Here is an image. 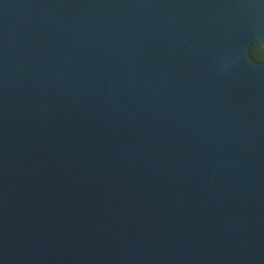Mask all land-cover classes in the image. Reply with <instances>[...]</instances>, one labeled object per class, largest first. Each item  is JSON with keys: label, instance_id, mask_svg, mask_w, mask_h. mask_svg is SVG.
<instances>
[{"label": "water", "instance_id": "obj_1", "mask_svg": "<svg viewBox=\"0 0 264 264\" xmlns=\"http://www.w3.org/2000/svg\"><path fill=\"white\" fill-rule=\"evenodd\" d=\"M0 264H264V0H0Z\"/></svg>", "mask_w": 264, "mask_h": 264}]
</instances>
